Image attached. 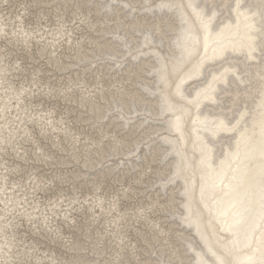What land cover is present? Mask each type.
Returning <instances> with one entry per match:
<instances>
[{
	"label": "bare ground",
	"instance_id": "obj_1",
	"mask_svg": "<svg viewBox=\"0 0 264 264\" xmlns=\"http://www.w3.org/2000/svg\"><path fill=\"white\" fill-rule=\"evenodd\" d=\"M2 2L10 4L8 0ZM44 2L56 3L55 11L60 14H56V26H24L26 8L11 18L10 12L2 16V11L0 38L6 37L10 44L20 42L26 50L34 42L40 44L37 49L41 55L48 54L50 63L46 64L50 72H42L46 76L54 70L56 76L69 70L66 87L56 90L50 85L51 78L46 77L48 86L42 91L73 103L69 112L76 111L92 134L85 132L82 138L83 131L71 127L63 117H55V110L42 112L43 100L32 104L28 98L41 90L38 72L42 69L27 83L20 80L16 86L11 76L19 65L5 60L7 53L0 45V264H26L30 258L36 260L34 264H130L132 258L136 264H264V0L36 1L41 7L52 6L41 4ZM70 2H74L76 12H70L72 20L68 18V22L62 10ZM80 30L83 33L77 38L75 32ZM59 49L63 50L58 53ZM89 74L94 78L91 83L86 79ZM34 126L43 138L54 131L52 150L70 152L86 168L87 172L74 180H82L88 173L93 179H103L96 192L117 170L121 182L132 171L142 170L139 178H133L137 186L128 182L120 194L122 198L131 192L144 196L152 190L151 204L123 210L116 194L110 198L97 194L92 202L77 195L66 196L67 210L60 208L62 194L52 200L42 198L46 204H41L36 192H50L48 184L55 183L52 178L46 180L40 175L39 180L38 174H32L34 167L24 182L22 178L11 179L31 159L30 148L22 145L26 142L36 146L31 150L35 162L52 165L58 160L54 152L45 149L46 144L36 140ZM64 139L71 143L69 149ZM9 151L10 157L14 154L25 163L8 162L4 157ZM144 176L148 180L141 184ZM139 186L146 188L137 194ZM162 196L168 198V212H157L165 205ZM84 204L88 206L86 212H92L86 232L98 222L104 224L101 232L94 226L97 238L86 233L91 244L88 238L86 242H72V234L70 238L62 236V226H52L57 212L62 224L68 226L64 222L70 218L68 213L82 214ZM156 214H171L172 220L166 221L168 225L164 222L168 218L162 220ZM18 218H24L27 228L31 222L30 230L36 234H40L37 226L42 222L40 230L48 232L49 238L52 232L56 241L70 240L66 246L70 244L73 258H60L48 248L42 252L39 244L26 242L24 234L22 240L18 238L17 227L22 228ZM82 218L86 216L82 214ZM133 220L136 226L144 220L146 226H142L150 228V242L144 230L126 226ZM170 225L176 228L177 245L168 236L173 231ZM126 228H132L134 238H144L146 250L130 242ZM86 248L94 252L86 256H94L95 262L81 255ZM110 248L112 256L106 254ZM140 249L144 256L160 254L162 258L136 260ZM18 256L30 258L26 262Z\"/></svg>",
	"mask_w": 264,
	"mask_h": 264
},
{
	"label": "rangeland",
	"instance_id": "obj_2",
	"mask_svg": "<svg viewBox=\"0 0 264 264\" xmlns=\"http://www.w3.org/2000/svg\"><path fill=\"white\" fill-rule=\"evenodd\" d=\"M8 1L10 2V4H8V2H6V4H4V2H2V4H0V6H2V7H0V14H2V11L4 13V14H2V16H6V14H8V12H10V18H11L12 15H15L16 13H18V14L23 13L24 12L23 8H26L28 10V14H24V16H26V18H24V26H26V23L29 27H43V28H45L46 26H52V24H54V26H56L55 23H57V20H58L56 14H58V12L55 11L57 8L54 6V5H56L55 2L41 3V4H52V6H54V10H53L52 6H47V7L46 6H42V7L38 6V3H36L37 0H8ZM59 7H60L59 9L61 10V6H59ZM68 8H70V10H68ZM74 8H76V6L74 5V2H70V4L64 10H62V12H66V14H64V16H66L67 20H68V18H70V20H72V16H71L72 14H70V12H72V10H74ZM86 9H87V7L86 8H84V6L82 7V11H85ZM74 12H76V10H74ZM58 16H60V14H58ZM74 16H76V14H74ZM4 19H6V18H4ZM70 20H68V22H70ZM14 22H15V20H14ZM8 23H10V22H8ZM74 24H79V23L74 22ZM74 24H72V26H74ZM15 25L16 24L14 23V26ZM11 27H13V26H11ZM30 29H32V28H30ZM75 33H76V37L79 38L80 34H82L83 32L80 30V32H75ZM38 42H40V41L38 40ZM13 44H10L7 41L6 37L0 38V45L3 46L2 50L8 54V56H7V54L5 53L6 54L5 60H7L10 65H13V64L17 65L16 67H18V65H19L17 71L14 70L12 72L14 75L11 76V79H13L16 86H18V84L20 83V80H25L27 83L31 77L33 78L32 74L37 73L39 68L42 69L41 72H38L39 78H42V80H40V82H39V85L42 86L41 90L39 92L36 91L37 93L36 92L33 93L32 96H30V98H28V100H30V101L32 100L31 101L32 104H36V102H38V104H40V102H42V100H43L42 112L45 109L46 110H55L54 114H53L55 117H57L58 119H61L63 117L65 122L68 123L71 127L74 126L73 128H75L76 130L78 129L77 131H80L81 133L83 131V133H82L83 135H81L82 138H84L86 136L85 132L88 135H91L92 129H91V127L88 126V123L87 122L83 123V121L80 120L79 115L77 114L76 111H70L69 112L68 107H70V105H72L73 103H71V102L69 103V102L63 100L61 98V96L59 97V95H52V94L47 95V94L43 93V91H42V88L44 90L45 88H47L46 86H48V84H45L46 83V77L51 78L50 85L52 86V88L58 90L60 88L66 87V85H68V83H69V76L71 74V73L68 74L69 70H66V72H64V74H58V76H56V70H54V74L48 73L47 74L48 76H46V74H42V72H46V70H48V72H50V69L48 68V66H46L47 63L48 64H50V63H49V60H47L48 54L41 55V53L39 52L38 49H40V44L37 45L36 42L32 43V48H30V50H26V47L23 44H20V42H16L14 45ZM33 44H36V46H34ZM207 47H209V46H207ZM24 50H26L27 52ZM62 50L63 49H59L58 53H60ZM43 57L44 58L46 57V59H44ZM63 60H64V58H63ZM64 61H66V60H64ZM19 63L21 64V66ZM44 69H46V70H44ZM35 71H37V72H35ZM51 72H52V70H51ZM39 74H42V76H40ZM52 76H56V77L52 78ZM86 79L89 83L94 81V78L91 77V74H89ZM22 84H24V82H22ZM22 84H20V86ZM24 85H26V84H24ZM34 89H36V88H34ZM65 118H67V119H65ZM35 127L36 126H34L32 130H33V132L35 131L34 133L36 134V136H35L36 140H38V142H41V144H43V146H44V144H46L47 146L45 149H48V151H50V152H54L55 157L58 158V160H56V163L54 162V164L48 165V164H45L44 162H41V161L35 162L34 158H32V151L31 150H32V148H34V150H36V146L32 142H29V143L26 142V144H22L23 146L26 147V149L30 148V150H28V151H29V154L31 156V159H30V161H26L27 164L23 165L22 163H25V162H20V160L17 159L14 156V154H11V157H10V151H9L8 156H5L4 158H6V160H8V162H10V160H11L12 164H16L19 162L25 168V170H24V168H22L23 171L20 174L12 173V174H14V176H12V174H11V176H12L11 179L18 180V178H22V181L24 182V180H26V178L31 174V172H32L31 169L34 167H35L34 171H36V172H32V174H34V176L38 174L37 176L39 177L38 178L39 180H40V175H42V178H44V179L46 178V180H50V178H52V182H55V183L52 184V186H50V184H48V186L50 187V189H49L50 192H46V190L44 192H36V196H40V201H41L40 203L41 204H46V202H44V200H46V198H48V200H52V197H55V196L58 197L61 194H62V196H64V202H61L62 206H60V208H62V210H64V208H66V210L70 209V206H67V204H69V202H66L65 199H66V196H68V198H72V196H74V195H77L78 198H86L88 200H91L97 194H102L105 197L108 196V198H110V194H116V197H120V199H119L120 202L119 201L118 202H119V204H121L120 208L123 210H136V208H139V207L141 208L142 206L144 207V206H148L149 204H151V202H152L151 196L153 195L151 193L152 190H148V192H146V194H144V196H135V194L131 192L130 193L131 195L129 197L122 198V194H120L121 190H122V192L124 191V188L126 187V185H128V182H130V184H132V185L137 186V184L134 182L133 178L134 177L139 178L140 174H142V170L132 171L130 174H128L122 178L123 179L122 182H121L120 178H118V177H120V176H118L120 174L118 173V170H117L114 172V174H112V176L109 175L110 178H108V177L105 178L104 182L101 185V188L98 189V192H96L98 182L100 180H103V179L100 176H97L98 178L95 177L93 179V177L91 178L90 174L88 173L86 175H83V176H86V178H82V180H81V178H80V180H74V177L76 178L77 175H81L82 173L87 172L86 168H82V166H80V164H82V163L75 160V158H73L72 155H69L70 152L60 151V152H64V154H58V150H52V149H55L54 147L51 146V143L53 142L51 136H52L54 131L47 133L46 136H48V135H50V136L43 138L40 135L38 136V133H37L38 130H36ZM93 136H97V134H93ZM67 141H68L67 139H64L63 142H64V146L67 145L66 147L69 149V147L71 146V143L69 141L68 142ZM82 142H86V140L83 139ZM116 160H118V158H116ZM74 162H78V164H74ZM12 164H9V165H12ZM56 164H58V165H56ZM36 167L38 169H36ZM143 167L146 168V166H143ZM55 176H56V178H60V181L54 180V179H56ZM69 177H70V179H69ZM148 178H150V180H153L152 176H150V175L148 176ZM148 178H146V176H144L143 182H141V184H146V180H148ZM91 179H93V180H91ZM42 182H44V180H42ZM30 183L32 184L31 180H30V182H28V186H30ZM150 183H152V182H148V184H150ZM44 184H46V182H44ZM123 186H124V188H123ZM52 188H54V189L52 190ZM144 188H146V186H139V189L137 190V194H138V192H142V190H144ZM62 196H60V198ZM88 196H90V198H88ZM42 198H44V200H42ZM74 198H76V196H74ZM35 199H38V198H35ZM56 200H58V198H56ZM185 200L187 203L190 202V199L188 197H186ZM209 200H211V199H209ZM161 201L164 202L165 205L160 207L161 211L157 210V212H168V209L165 210V208H169L167 206V202H166V201H168V198L162 196ZM91 202H92V200H91ZM50 203H52V202H50ZM80 204H82V202H80ZM89 204H90V202H89ZM206 205H207V208H209L208 202L206 203ZM74 206H78V204H74ZM74 206H72V208ZM84 206H85L84 212H82V210H80V212H82V214H84V216H86V218H82V214H78V212L70 211L68 213V216H70V218H66V220H64V222H68V226L62 224V220H60V214H58V212L56 213V218H54V216H52V218H54V222H56V224H52V226H56V225L62 226V230H61L62 236H66V234H67L68 238H70V234H72V242L74 241V239H77L81 242H86V240H84L85 238H88V237H86V233L89 234L90 232L93 234L92 236L94 238H97L98 237V233H97L98 230H100V232L102 230H104V224H102V226H100V222H98V224H94V220H92V224H94V226H96L98 230L96 228H94V226H92V228H90V232H86V224L90 225V220H88V216H90V214H92V212H90V214H88V212H86V210H88V206H86V204H84ZM78 208H80V206H78ZM78 208H76V210H78ZM46 209L48 211V208H46ZM55 210H56V208H55ZM62 210H60V212H62ZM97 210H98V208H96V210H94V212ZM128 213L132 214V212H128ZM134 213L136 214V212H134ZM169 215H171V214H156V216L162 217V220H164V218H168V220H164V222H166V221L169 222L172 220V217H170ZM17 216H18V214H17ZM95 217L96 216H94V219H95ZM52 218H50V220H52ZM71 218H73L74 222H76V224H78V226H76V224H74V222H72ZM78 218H80V220H78ZM18 220H19V222H22V228L17 227V230L19 232L18 236H17L18 238H21V240H22V234H24V235H26V236H24V238H26V242H30V240H32V242H34V244H36V246H38V244H39L38 250H42V252H44V250H46V248H48V252H50V250H54V254H56V256H60V258L70 260L71 255L73 258L74 252H71L70 251L71 249L68 248V246H70V244L72 243V242H70V240H66V242H70V244H68V246H66L67 245L66 242H62V240H57V241L54 240V236H52V232H50V238H52V240H50V238L48 237V232H46V234H44V230H40V226H42V222H40V226H37L38 232H40V234H36V232H32L30 230L31 222H30V224H28V228H27L26 224H24V218H18ZM82 220H88V222H84V224H82ZM70 222H72V224H70ZM168 222H166V223L168 224ZM47 223L48 222H46V224ZM142 224H144V220L141 223L138 222V226H136V224H134V220H133L132 224H130V222H128V225H126V226H134V228H141L142 230L145 231L144 234H148V236H146V240H148V238H150V232H148V230H150V228H148V230H146V228H144V226H146V224H144V226H142ZM52 226H50V228H52ZM74 226H76V230H78V232H76V230L74 229ZM195 227L198 229L197 224H195ZM44 228H46V226H44ZM172 228H173V231H171L168 236H170V238L172 240V244H174L177 242V240H174V236L176 235V234H174V232H175L176 228H174V227H172ZM179 228H181V227L179 226ZM32 230H34V228H32ZM126 230L128 232V235H129L128 238H130V242H136V244H134V246L135 245L139 246L141 244L142 248H144V250H146V246H144V244H142V240H144V238H142V240H140V238H138V236H136V238H134V234H132V228H130V230H128V228H126ZM54 232H56V230H54ZM144 234H142V236H144ZM152 236H154V234H152ZM160 236H162V232H160ZM160 236H158V238H160ZM88 240H90V238H88ZM152 240H154V238H152ZM91 241L92 240H90V244H91ZM93 241L95 242L96 240H93ZM148 242H150V240H148ZM156 242H158V240H156ZM22 244H24V242H22ZM62 244H64V245H62ZM90 244H88V246H90ZM110 244H112V242H110ZM110 244H108V245H110ZM160 244H162V238H160ZM160 244H156V246H160ZM82 245L86 246V244H82ZM176 245H177V243H176ZM156 246H154V248H156ZM162 246H164V244H162ZM30 247H32V246H30ZM24 248H28V246H24ZM90 248H91V246H90ZM90 248L84 249V254H81V255L83 256V258H86V260H90V262H95L96 258H94V256H92V258H90V256H86V254H88V252H90V254H94V252H91ZM18 249L20 250V248H18ZM107 250H108V247H107ZM144 250H142V249L138 250V252L140 253V258H136V260H141V259L147 258V257H151L152 260H158V258H162L160 256V254H152V256H144V254H142V252H144ZM150 250H152V244H150ZM158 252H160V250H158ZM30 254H32V252H30ZM106 254H110V256H112L111 255L112 249L110 248V252H106ZM47 255H50V254H46V256ZM64 255H66V256H64ZM38 256H40V254H38ZM56 256H54V257H56ZM128 256H130V254ZM164 256H167V254H165ZM18 258H20V260H26V262H28V258H30V256H24V257L18 256ZM60 258H57V259L59 260ZM105 258H106V256H105ZM107 259H109L108 261L113 260V258H107ZM126 260H128V259L126 258ZM34 262H36V260H34ZM34 262H32V258H30V263H26V264H34ZM98 262H104V260H102V258H98ZM128 262H130V260H128ZM122 263L124 264V262H122ZM14 264H18V262H15ZM20 264H24V262H20ZM43 264H49V262L48 263L43 262ZM130 264H136V262H134V258H132V262H130Z\"/></svg>",
	"mask_w": 264,
	"mask_h": 264
}]
</instances>
